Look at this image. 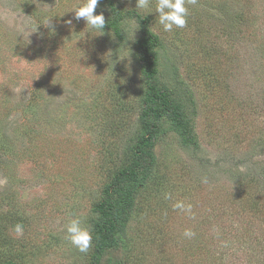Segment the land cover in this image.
<instances>
[{"label": "rangeland", "instance_id": "1", "mask_svg": "<svg viewBox=\"0 0 264 264\" xmlns=\"http://www.w3.org/2000/svg\"><path fill=\"white\" fill-rule=\"evenodd\" d=\"M79 2L0 0V264H91L95 205L144 130L133 13L158 37L159 85L193 139L158 122L156 165L99 264H264V0H197L171 32L156 0H116L125 16L102 34L75 19ZM96 11L108 16L104 0ZM72 218L87 252L67 238Z\"/></svg>", "mask_w": 264, "mask_h": 264}, {"label": "trees", "instance_id": "2", "mask_svg": "<svg viewBox=\"0 0 264 264\" xmlns=\"http://www.w3.org/2000/svg\"><path fill=\"white\" fill-rule=\"evenodd\" d=\"M108 8L105 28L117 31L119 20L125 14L119 9L116 0H104ZM140 24L143 36L136 48L142 65L144 99L139 119L143 132L135 142L127 163L116 171L105 186L101 200L95 205L97 218L94 225V253L91 264H99L103 252L120 246L118 233L130 213L131 198L137 188L145 184L146 178L156 165L154 146L158 122L167 117L171 125L178 129L184 138L191 137V131L181 116L177 105L171 100L166 89L159 85L158 68L154 51L158 37L149 28V20L132 14ZM193 139L192 137L190 138ZM246 212L254 213V204H246Z\"/></svg>", "mask_w": 264, "mask_h": 264}, {"label": "clouds", "instance_id": "3", "mask_svg": "<svg viewBox=\"0 0 264 264\" xmlns=\"http://www.w3.org/2000/svg\"><path fill=\"white\" fill-rule=\"evenodd\" d=\"M100 0H81L77 6L73 7L76 20H84L89 29L102 34L105 28L106 19L103 12H97V6ZM152 0H136V6L139 9H149ZM195 4L197 0H156L155 12L158 13V23L165 32H171L174 28H184L187 24L189 10L186 4ZM151 13V12H149ZM71 23V21H69ZM50 24L49 18L43 25ZM41 25V24H37ZM36 25V27H37ZM35 27V29H36ZM134 30V29H133ZM163 198L168 201H174L171 204L173 210H179L189 218H195L193 204L180 199H174L171 192H164ZM14 230L18 235L23 233V225L17 223ZM67 238L80 252H87L92 244V235L86 227H83L79 218H72L65 226ZM184 239H192L196 233L191 228H186L182 232Z\"/></svg>", "mask_w": 264, "mask_h": 264}]
</instances>
